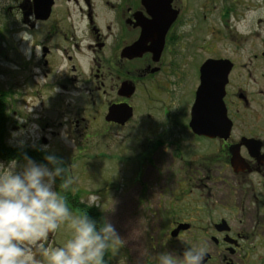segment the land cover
<instances>
[{
	"label": "flooded vegetation",
	"instance_id": "1",
	"mask_svg": "<svg viewBox=\"0 0 264 264\" xmlns=\"http://www.w3.org/2000/svg\"><path fill=\"white\" fill-rule=\"evenodd\" d=\"M12 1L8 11L21 23L15 33L23 32L32 45L29 56L19 48L23 40L14 44V69H24L27 81L41 80L32 95L64 102L57 122L75 147L80 138L127 129L142 140L140 157L131 159L135 168L125 163L141 187L129 204H141L153 216L147 226L166 230L160 246L180 255L202 244L204 264H264V40L247 36L245 60L208 50L200 58L184 29L188 19L201 16L192 8L195 0ZM207 60L231 65L222 119L218 112L194 116L199 68ZM192 70L196 87L188 101ZM113 106L130 107V118L123 124L107 119ZM134 120L139 125L131 128ZM36 141L49 144L44 135ZM37 146L11 147L30 152ZM160 149H167L165 157ZM62 194L74 215L85 211L97 224L105 220L96 206L85 207L82 191ZM58 239L67 240L64 233ZM151 249L160 253L155 243ZM110 253L111 247L106 264H114Z\"/></svg>",
	"mask_w": 264,
	"mask_h": 264
},
{
	"label": "rangeland",
	"instance_id": "2",
	"mask_svg": "<svg viewBox=\"0 0 264 264\" xmlns=\"http://www.w3.org/2000/svg\"><path fill=\"white\" fill-rule=\"evenodd\" d=\"M193 3L198 5H193L194 12L198 10L201 16H192L186 22L189 26L186 29L187 38L195 43L193 53L200 58H203L205 50H208L230 59L245 60L244 54L251 43L247 36L253 32L259 36L258 41L264 40V0H195ZM11 5L12 0H0V107L3 108V120L7 123V135L4 139L6 146L28 144L33 147L37 146L38 142L39 146L29 150L38 153V161L33 160L34 162L43 164L45 155L55 154L62 160L68 177L73 181L69 187H74L69 189L80 190L87 198L92 191L101 197V205L96 207L104 219L113 225L121 240H116L111 245L110 254L114 264H156L154 256L158 254L151 249V245L155 243L160 253L168 252L159 244L163 241L166 230L147 226V221L153 216L147 214L141 204H129L136 199L133 196L138 194L139 197L141 187L138 182H132L138 175L131 180V170L127 171L125 165L135 168L134 163H131L134 160L131 159L140 157L138 155L142 151V140L137 138L134 129L114 131L105 137L102 135L94 138L91 134V138H80L77 147L75 143L69 142L71 140L68 134L67 140L61 137V132L66 131V128L58 126L63 112L57 106L64 105V102H47L42 96L32 95L31 93L40 89L41 80L27 81L25 70H15L12 64L14 44L23 40L19 48L25 52L27 40H24L26 36L23 32L15 33L17 29H21L18 27L21 23L9 13L8 7ZM246 30L250 32L244 33ZM192 57V60H197V56ZM194 70L191 71L194 78L190 81L192 86H189L186 94L188 101L196 87ZM184 86L179 87L178 93L184 92ZM161 99L162 97L156 103L159 112L162 110ZM36 122L40 124L36 125ZM146 122L142 120V124ZM45 123L54 125L47 128ZM21 125H24V128ZM138 125L134 120L129 126L133 128ZM96 126L93 124V127ZM41 127L45 128L44 131ZM52 130L53 133L50 132ZM13 133L16 135L13 136ZM41 135L49 139L47 151L42 150L44 145L36 141ZM160 150H163L161 157H165L164 150L167 149ZM24 157L15 160L22 162ZM153 157L156 159L159 154L156 153ZM125 158L131 161L126 162ZM7 161L9 160L0 158V162ZM146 180L148 189L154 188L153 178L147 175ZM60 182L61 180L56 182V185ZM152 198L155 199L154 196ZM62 233L67 239L71 237V230L67 228L66 223L57 230V236L46 242L47 246L63 245L66 241L61 242L58 239Z\"/></svg>",
	"mask_w": 264,
	"mask_h": 264
},
{
	"label": "clouds",
	"instance_id": "3",
	"mask_svg": "<svg viewBox=\"0 0 264 264\" xmlns=\"http://www.w3.org/2000/svg\"><path fill=\"white\" fill-rule=\"evenodd\" d=\"M25 54H32L31 44ZM61 137L67 140V132L62 131ZM47 148L42 146L44 151ZM43 159V164L27 156L22 162H0V264H106L105 254L120 240L113 225L107 219L98 225L85 211L74 215L62 194L73 182L67 168L53 153ZM100 205L101 197L90 192L85 207ZM65 223L71 237L63 245L47 246L50 235ZM206 253L202 244H196L180 255L162 252L154 257L156 264H204Z\"/></svg>",
	"mask_w": 264,
	"mask_h": 264
},
{
	"label": "water",
	"instance_id": "4",
	"mask_svg": "<svg viewBox=\"0 0 264 264\" xmlns=\"http://www.w3.org/2000/svg\"><path fill=\"white\" fill-rule=\"evenodd\" d=\"M136 47V46H135ZM231 65L228 60H207L199 68V85L196 89L194 116H201L207 111L210 114L218 112L223 118L225 109L222 103L224 87L228 81V73ZM210 105L206 108V105ZM113 106L109 109L107 119L123 124L131 116V108ZM228 126V124H226ZM207 260L205 256L204 262Z\"/></svg>",
	"mask_w": 264,
	"mask_h": 264
},
{
	"label": "trees",
	"instance_id": "5",
	"mask_svg": "<svg viewBox=\"0 0 264 264\" xmlns=\"http://www.w3.org/2000/svg\"><path fill=\"white\" fill-rule=\"evenodd\" d=\"M0 105H1V100H0ZM3 108L0 107V158L4 159V160H11V159H15V158H20L21 156H27L28 158L32 159V160H37L38 158V153L34 152V151H30L27 152V150H23V151H19V150H15L12 147L6 146V143L4 142V139L6 138L7 135V128L4 126V120L2 117V111ZM38 161V160H37ZM60 183H57V190H58V186ZM99 224V222H98Z\"/></svg>",
	"mask_w": 264,
	"mask_h": 264
}]
</instances>
